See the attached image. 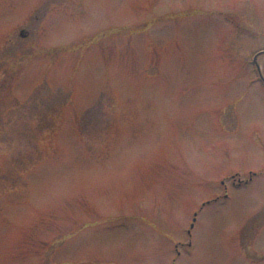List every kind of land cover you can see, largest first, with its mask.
Masks as SVG:
<instances>
[{
    "label": "rangeland",
    "instance_id": "374dc122",
    "mask_svg": "<svg viewBox=\"0 0 264 264\" xmlns=\"http://www.w3.org/2000/svg\"><path fill=\"white\" fill-rule=\"evenodd\" d=\"M263 81L264 0H0V264H264Z\"/></svg>",
    "mask_w": 264,
    "mask_h": 264
}]
</instances>
